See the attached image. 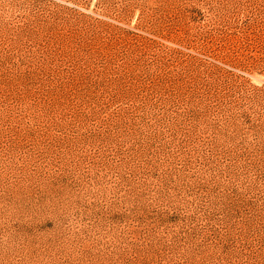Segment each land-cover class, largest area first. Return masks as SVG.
Masks as SVG:
<instances>
[{"label":"rangeland","instance_id":"374dc122","mask_svg":"<svg viewBox=\"0 0 264 264\" xmlns=\"http://www.w3.org/2000/svg\"><path fill=\"white\" fill-rule=\"evenodd\" d=\"M0 264H264V0H0Z\"/></svg>","mask_w":264,"mask_h":264}]
</instances>
